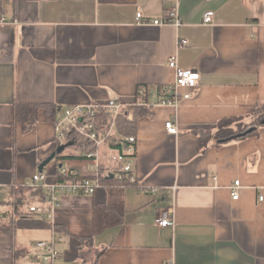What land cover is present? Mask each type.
<instances>
[{"label": "crops", "instance_id": "crops-1", "mask_svg": "<svg viewBox=\"0 0 264 264\" xmlns=\"http://www.w3.org/2000/svg\"><path fill=\"white\" fill-rule=\"evenodd\" d=\"M0 4V264L35 261L37 243L53 236L63 238L60 264H264V126L218 147L213 139L200 144L194 133L215 132L226 119L247 121L264 108V0ZM172 10L182 18L179 28L151 24ZM208 11L213 22L205 25ZM138 13L150 24H138ZM170 58L196 70L200 83L179 89L176 107L156 103L137 122V185L109 179L91 195L61 196L50 220L30 214L34 196L16 189H26L55 151L54 123L64 108L114 98L130 108L139 86L174 84ZM16 104L57 111L51 119L37 110L23 130ZM169 120L175 135L165 131ZM59 166L53 160L43 173ZM96 205L121 222L94 235ZM166 209L174 226L159 228L156 217Z\"/></svg>", "mask_w": 264, "mask_h": 264}, {"label": "built area", "instance_id": "built-area-1", "mask_svg": "<svg viewBox=\"0 0 264 264\" xmlns=\"http://www.w3.org/2000/svg\"><path fill=\"white\" fill-rule=\"evenodd\" d=\"M213 16V12H206L202 19L203 24H212ZM136 20L140 25L150 24L144 20L140 13L137 14ZM0 22L4 23L5 20H0ZM151 24L179 28L182 25V18L177 10H172L164 18L153 20ZM185 44V41L178 42V46ZM168 67L175 72L174 84L168 87V93L172 95V98L161 100L157 105L176 107L181 98L177 91L179 89H196L200 83V75L192 68L179 69L175 58L168 60ZM182 98L187 99L189 95H184ZM126 109L128 106L118 98L103 103H89L64 108L62 116L54 123V146L57 148L59 145L72 141L73 147L76 148L75 154H81L90 161L87 172L91 177L79 178L77 171H69L63 166L59 167L58 171L60 176L66 178L64 181H52L50 180L51 175L43 172L34 174L25 187L30 190L42 189L45 191L46 197L43 202H39L34 197V202L28 207L30 214L50 220L59 205L61 196L91 195L109 179L114 180L121 187L137 185L134 172L136 138L122 134L117 125L119 117ZM165 131L170 135L177 134V128L172 120L165 123ZM53 179H57V175ZM239 188L240 182L234 181L231 187L233 201H237L239 198ZM258 201H262V197H259ZM156 225L159 228L174 226L171 209L162 210L157 215ZM62 241V237L53 236L49 242H38L35 261L38 264H60V254L56 246Z\"/></svg>", "mask_w": 264, "mask_h": 264}, {"label": "trees", "instance_id": "trees-1", "mask_svg": "<svg viewBox=\"0 0 264 264\" xmlns=\"http://www.w3.org/2000/svg\"><path fill=\"white\" fill-rule=\"evenodd\" d=\"M1 11V4H0ZM172 98V95L168 93V87L157 86V87H148V86H139L135 95V104L130 106V108L124 110L121 116L118 119L117 125L119 131L126 136H134L136 131L137 122L144 118L150 117L152 114V106L161 100H166ZM16 109L14 112V120L16 122H24V129L28 128L35 121V114L37 110L44 108L51 117V114H55L57 110L49 106H30V105H20L16 104ZM48 117V118H49ZM264 119V108H257L249 118L245 121L242 118H231L218 122L216 131L210 132L209 130H198L195 131V135L199 138L200 144L205 145L209 140L213 139L215 146H221L226 144L230 138L241 134L253 128V132L248 136H253L257 134L259 128L263 127L264 124H261V121ZM14 121V122H15ZM57 167L59 165H65L69 171H77L79 173V178H90L91 175L87 172V166L90 164V161L86 160L81 154H67L64 155L61 153L57 155L54 159ZM57 175V179H53ZM69 176L67 177V179ZM66 178L59 175L58 168L54 171L50 180L64 181ZM17 191L21 193L30 192L29 196H34L39 202H43L46 194L42 189L30 190L18 188ZM19 205L16 206V211L18 212ZM121 222V219L116 216L111 210L104 206L96 205L93 212V233L99 234L107 227L118 225Z\"/></svg>", "mask_w": 264, "mask_h": 264}, {"label": "water", "instance_id": "water-1", "mask_svg": "<svg viewBox=\"0 0 264 264\" xmlns=\"http://www.w3.org/2000/svg\"><path fill=\"white\" fill-rule=\"evenodd\" d=\"M261 124H264V119L261 121ZM253 128H249L248 130H246L245 132L241 133V134H237L236 136L230 138V139H236V138H243L246 137L248 135H250L253 132ZM73 146V142L70 141L67 144H62L59 145L54 152H52L44 161H42L39 166H38V172L42 173L45 169V167L50 164L57 155H60L61 153H63L65 151L66 148L68 147H72ZM61 167V165L59 166Z\"/></svg>", "mask_w": 264, "mask_h": 264}, {"label": "rangeland", "instance_id": "rangeland-1", "mask_svg": "<svg viewBox=\"0 0 264 264\" xmlns=\"http://www.w3.org/2000/svg\"><path fill=\"white\" fill-rule=\"evenodd\" d=\"M75 147H69V148H67L65 151H64V154H69V153H71V152H75ZM76 152H78V150H76ZM26 263H28V264H38V263H36L33 259L34 258H31V256H26ZM22 264H24V263H22Z\"/></svg>", "mask_w": 264, "mask_h": 264}]
</instances>
